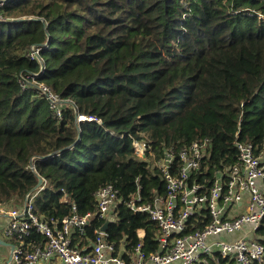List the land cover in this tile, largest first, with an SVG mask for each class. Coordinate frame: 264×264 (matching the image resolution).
<instances>
[{
	"label": "trees",
	"instance_id": "1",
	"mask_svg": "<svg viewBox=\"0 0 264 264\" xmlns=\"http://www.w3.org/2000/svg\"><path fill=\"white\" fill-rule=\"evenodd\" d=\"M1 15L0 204L22 207L40 178L35 213L50 224L72 203L94 213L108 184L150 201L166 188L137 141L159 159L209 138L217 168L237 161L236 141L263 150L264 0H11ZM24 77L64 100L61 118ZM107 232L118 250L159 251L156 223L124 202Z\"/></svg>",
	"mask_w": 264,
	"mask_h": 264
},
{
	"label": "built area",
	"instance_id": "2",
	"mask_svg": "<svg viewBox=\"0 0 264 264\" xmlns=\"http://www.w3.org/2000/svg\"><path fill=\"white\" fill-rule=\"evenodd\" d=\"M9 1L0 0V20ZM39 51L33 49L31 57H38ZM29 80L37 84L61 118L64 100L33 78L24 77L23 87ZM83 119L79 117L78 122ZM212 142L203 138L179 151L167 148L159 159L145 142H135L136 155L147 161L165 184V191L150 201L140 190L125 200L113 184H108L95 193L94 213L81 215L72 203L71 214L53 224L35 213V199L45 181L27 194L22 207L1 203L0 215L9 219L3 234L14 244L7 264H209L219 258L234 264H264V148L257 152L254 145L236 141L237 161L217 168L210 164ZM63 200L70 202L68 197ZM123 202L156 223L159 251L146 254L142 245L134 255L124 246L118 250L102 227L95 231L94 240L77 241L87 235L94 219L106 222L111 215L117 221ZM142 232L140 238L145 235ZM235 234L239 236L230 237Z\"/></svg>",
	"mask_w": 264,
	"mask_h": 264
},
{
	"label": "crops",
	"instance_id": "3",
	"mask_svg": "<svg viewBox=\"0 0 264 264\" xmlns=\"http://www.w3.org/2000/svg\"><path fill=\"white\" fill-rule=\"evenodd\" d=\"M9 219L6 215H0V264H7L10 262L12 255V247L14 246L11 240L4 238L3 230L8 225ZM239 234L230 236L231 238L238 237Z\"/></svg>",
	"mask_w": 264,
	"mask_h": 264
},
{
	"label": "water",
	"instance_id": "4",
	"mask_svg": "<svg viewBox=\"0 0 264 264\" xmlns=\"http://www.w3.org/2000/svg\"><path fill=\"white\" fill-rule=\"evenodd\" d=\"M84 118H85V117H84ZM83 120H86V118L83 119ZM83 120H82V121H83ZM42 183H43V179L40 178V179H39L38 186L34 189V191L37 190V189L42 185ZM114 222H115L114 217L111 216V215L108 216L107 219H106V222L104 223V225H103L102 228H101V231H102L103 233L107 232V231H108V228H109V225H110L111 223H114ZM12 249H13V247H12Z\"/></svg>",
	"mask_w": 264,
	"mask_h": 264
},
{
	"label": "rangeland",
	"instance_id": "5",
	"mask_svg": "<svg viewBox=\"0 0 264 264\" xmlns=\"http://www.w3.org/2000/svg\"><path fill=\"white\" fill-rule=\"evenodd\" d=\"M140 154V153H139ZM140 156V155H139ZM153 167H155L154 163H152ZM139 234H141L140 232H138ZM4 235V234H3ZM142 235V234H141ZM4 237V236H3ZM5 238V237H4Z\"/></svg>",
	"mask_w": 264,
	"mask_h": 264
}]
</instances>
